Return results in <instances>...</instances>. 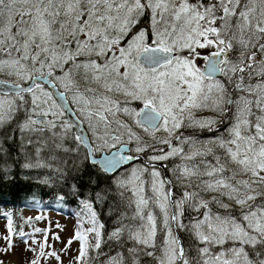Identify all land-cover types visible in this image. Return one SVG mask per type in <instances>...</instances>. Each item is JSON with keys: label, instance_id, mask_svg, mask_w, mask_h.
<instances>
[{"label": "snow or ice", "instance_id": "snow-or-ice-1", "mask_svg": "<svg viewBox=\"0 0 264 264\" xmlns=\"http://www.w3.org/2000/svg\"><path fill=\"white\" fill-rule=\"evenodd\" d=\"M0 75V173L76 201L73 264L97 204L101 264H264V0H0Z\"/></svg>", "mask_w": 264, "mask_h": 264}, {"label": "trees", "instance_id": "trees-1", "mask_svg": "<svg viewBox=\"0 0 264 264\" xmlns=\"http://www.w3.org/2000/svg\"><path fill=\"white\" fill-rule=\"evenodd\" d=\"M13 153H15L14 148ZM46 173L47 169L40 170L39 178L42 179ZM37 178L35 172H26V170L20 168L19 163L14 164L10 179L0 173V219H3L7 224L8 217L5 213L9 214L12 219L13 231L16 234L18 228L25 224L24 222L26 219L23 215V211L31 207V205L36 204L40 206L39 208L41 209H43V207L46 209L55 208L60 212H63L65 207H70L72 211L70 217L76 221V225H81L79 217L82 216L80 215L79 207L77 208L76 201L74 199H67L62 202L57 201L56 196L51 193L49 188L36 182ZM95 207L99 212L100 222L105 224V243L102 244L99 259L96 258V252L94 250L91 252V257L92 264H101V261L107 258L106 254L115 255V251L113 250L115 246H110L107 242V234L112 230L113 224L112 218L107 215L106 206L101 208V206L97 204Z\"/></svg>", "mask_w": 264, "mask_h": 264}, {"label": "rangeland", "instance_id": "rangeland-1", "mask_svg": "<svg viewBox=\"0 0 264 264\" xmlns=\"http://www.w3.org/2000/svg\"><path fill=\"white\" fill-rule=\"evenodd\" d=\"M0 78L4 79L3 75ZM202 115H210V113H203ZM210 159V158H209ZM177 194H179V186L176 187ZM36 204L31 205V207L26 208L23 211L25 217L24 226L18 228L16 234L12 237V243L14 247L5 251L7 248V242L4 237L8 235L7 224L3 219H0V262L2 264H28L33 258V253L26 251V245L22 243L20 233L25 234V238L31 237L37 241H43L44 233L47 232L49 236V244L58 253L61 254L62 264H73V257L78 255L79 242L73 241L70 248L67 251L61 252V249L65 248L66 242L73 237V234L78 228L76 221L65 215V213L56 210L55 208L43 209L39 208ZM40 217V219H37ZM83 218L79 217V222H83ZM83 229H87L89 224L83 222ZM80 226V225H79ZM36 229H40V232H35ZM59 235L60 241H55L52 239L53 236ZM91 239V237H90ZM92 243H95L92 240ZM49 248L48 250H52ZM41 264H60L54 258H45L41 261Z\"/></svg>", "mask_w": 264, "mask_h": 264}, {"label": "flooded vegetation", "instance_id": "flooded-vegetation-1", "mask_svg": "<svg viewBox=\"0 0 264 264\" xmlns=\"http://www.w3.org/2000/svg\"><path fill=\"white\" fill-rule=\"evenodd\" d=\"M209 135H211V134H210V133H207V132L200 133L201 138H206V137H208ZM177 162H179V161H177ZM169 163L171 164L172 162L170 161ZM166 175H167L168 177H171V173H170V172H167ZM174 191L177 193L176 188L174 189Z\"/></svg>", "mask_w": 264, "mask_h": 264}, {"label": "bare ground", "instance_id": "bare-ground-1", "mask_svg": "<svg viewBox=\"0 0 264 264\" xmlns=\"http://www.w3.org/2000/svg\"><path fill=\"white\" fill-rule=\"evenodd\" d=\"M0 79H2V78H0ZM76 208V207H75ZM77 208H78V205H77ZM79 209V208H78ZM77 209V210H78ZM63 213H65V215H67V216H70L71 215V213H72V211H71V208L70 207H65L64 209H63Z\"/></svg>", "mask_w": 264, "mask_h": 264}]
</instances>
